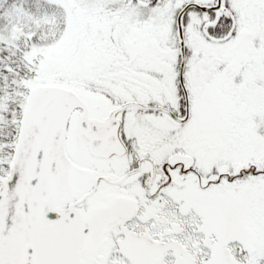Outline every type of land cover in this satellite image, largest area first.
I'll list each match as a JSON object with an SVG mask.
<instances>
[{"label": "snow or ice", "instance_id": "snow-or-ice-1", "mask_svg": "<svg viewBox=\"0 0 264 264\" xmlns=\"http://www.w3.org/2000/svg\"><path fill=\"white\" fill-rule=\"evenodd\" d=\"M0 264H264V0H0Z\"/></svg>", "mask_w": 264, "mask_h": 264}]
</instances>
